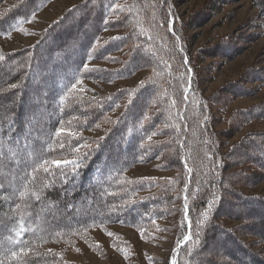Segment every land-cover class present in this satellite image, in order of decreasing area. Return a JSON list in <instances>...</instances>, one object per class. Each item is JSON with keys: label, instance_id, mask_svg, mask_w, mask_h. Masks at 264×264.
I'll return each instance as SVG.
<instances>
[{"label": "trees", "instance_id": "trees-1", "mask_svg": "<svg viewBox=\"0 0 264 264\" xmlns=\"http://www.w3.org/2000/svg\"><path fill=\"white\" fill-rule=\"evenodd\" d=\"M54 1L0 0V264H85L68 248L104 255L93 232L114 225L147 242L171 235L149 264H264V194L247 191L264 183V129L236 139L264 101L224 116L258 95L264 65L207 91L264 34L240 26L197 45L241 0L190 12L185 0H79L33 44L4 47ZM251 2L264 26V0ZM137 76L106 92L85 84ZM150 164L160 174H131ZM111 245L137 251L120 234Z\"/></svg>", "mask_w": 264, "mask_h": 264}, {"label": "rangeland", "instance_id": "rangeland-1", "mask_svg": "<svg viewBox=\"0 0 264 264\" xmlns=\"http://www.w3.org/2000/svg\"><path fill=\"white\" fill-rule=\"evenodd\" d=\"M77 1L79 0L54 1L39 14L36 22L28 25V28L25 31L14 33L9 37H3L2 44L7 50L22 48L33 44L43 28ZM204 2L205 0H185L180 5V10L182 12L194 11L200 8ZM229 13L233 14L231 20L226 21L218 27L213 26L214 23L219 22ZM240 26H244L243 31L251 32L256 30L264 34V26L262 25V21L258 17L257 9L253 6L251 0H241L240 2L231 4L224 12L217 15L213 21L198 30L200 32V37L197 41V45H204L207 40H217L222 38L229 33L234 32ZM254 64L264 65V35L236 60L228 62L225 65L224 69L217 74L215 82L207 86L208 93H212L227 81L239 78V74L242 71ZM140 77L141 76H137L131 80L119 81L113 84L94 83L91 81H86L85 84L98 91L106 92L112 91L122 85L133 84L139 80ZM261 101H264V87H262L258 95L236 99L229 109L224 112V116H227L234 109L246 108ZM222 127H224L223 123L218 126V128ZM258 129H264V119L257 120L245 127L236 139L248 131ZM131 174L141 176L157 175L160 173L153 168V164H150L137 166L132 170ZM247 191L264 194V183L248 189ZM111 229V233H104L100 230L93 232L94 240L104 247L106 254L103 255L94 252L88 244L81 241L76 246L68 248L69 259L85 264H149L146 261L148 256L151 254H167L171 246V235L169 234H162L155 241L147 242L142 240L140 234L132 229L120 225H114ZM118 234H120L123 240H130L136 246L137 251L134 255L119 253L112 247V241L118 236ZM51 246L52 245H47L46 247L50 248Z\"/></svg>", "mask_w": 264, "mask_h": 264}, {"label": "snow or ice", "instance_id": "snow-or-ice-1", "mask_svg": "<svg viewBox=\"0 0 264 264\" xmlns=\"http://www.w3.org/2000/svg\"><path fill=\"white\" fill-rule=\"evenodd\" d=\"M54 163L59 164V163H61V162H60V161H54Z\"/></svg>", "mask_w": 264, "mask_h": 264}]
</instances>
